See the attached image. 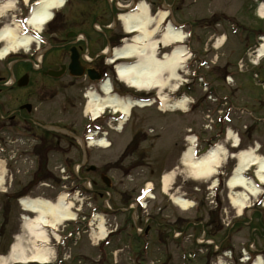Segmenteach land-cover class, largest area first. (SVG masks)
<instances>
[{
	"label": "rangeland",
	"instance_id": "1",
	"mask_svg": "<svg viewBox=\"0 0 264 264\" xmlns=\"http://www.w3.org/2000/svg\"><path fill=\"white\" fill-rule=\"evenodd\" d=\"M101 1L106 2V0ZM135 1L140 2L142 0ZM19 2L22 1L19 0ZM32 2H37V0ZM67 2L69 4L60 11L58 23L52 22L45 29L47 39H50L56 47L66 44L63 46V52L67 53L72 46L71 44L78 39L69 38L68 33L70 32H84L86 36H92L95 41L97 37H95L94 24L99 22L105 27L109 26L110 36L117 32L121 33L120 24L119 30L111 31L113 24H111L112 18L109 12L106 13L105 11L104 17L99 22L98 19L93 18L94 13H97L98 10L91 12L93 7L86 3L94 2L93 0H67ZM170 3L168 2L169 5ZM263 3L262 0H186L183 8L185 14L178 10L181 5L175 4L176 16L184 15L181 17L182 20L191 21L195 40H201V44L206 43L205 45H207V53H201V56L195 55L187 63L190 68H184L180 72L184 80L189 79L191 82L189 90L186 87L181 89L189 97L186 113L178 109H167L164 112L156 106L136 107L133 109L127 124L120 130L121 132H116L119 127L114 124L115 130L110 132L107 137L112 145L109 150L88 149L89 152H93L91 164L98 169V175L108 171L105 174L110 177L113 186L108 189L98 177L95 180L97 185L94 187V191L95 196L101 195V200H96L92 194L89 198L78 197L71 201L76 208L81 209L80 214L82 213L83 216H90V207L93 205L94 207L99 206L101 210L106 206V211L109 214H112L117 208L128 210V214L124 217H119L118 213H113L116 214L115 219H106L108 230H111L110 225L115 230V223L119 224L121 230L124 221L125 223L130 221L128 224L132 228L136 217L138 225L150 226V235L154 241V245H151L150 260L144 261L142 256H138L135 260L140 258L139 262L134 261V259L130 261L128 249L121 250L118 254L117 251L124 241L117 234L112 235L111 245L114 249L110 251L111 257H98L92 242L85 237L76 246L72 244L73 241H69L65 248L59 247L57 249L59 260L65 259V264H80L78 260L81 255H84L89 257L86 258L87 260H94L95 264H167V262L168 264H188L181 260V257H185L191 250H194L195 245H185L180 251L172 245L173 241L179 239L182 233L187 236L194 234L199 238V242L211 243L214 247L218 246L221 251L231 248L234 251L233 261L235 264H238L237 258L241 256L242 249H248L250 246L254 248L251 250L254 254L261 253L264 256V209L253 207L255 201L252 200L253 209L248 210L243 217H239V210L232 206L230 190L225 184L226 179L232 176L239 166V153L248 151L250 148H258L257 154L264 158V86L261 84L264 82V74H259L260 78L255 77L258 71L252 69L253 66L249 61L250 55H246L243 47L240 49L234 44L225 18L236 17L238 20H242L246 27H250L249 34L253 36L258 30L264 31V22L259 27L256 23L257 12ZM99 7L100 5H98ZM247 8H251L249 13ZM81 12H85L86 20ZM157 12L156 8L153 9L154 17ZM21 17L20 8L13 14L8 13L5 18H0V30L6 26L14 27L13 24L11 25L12 21H19ZM217 25H221L219 34L225 33L228 38L222 49L217 46V37L209 34L210 29ZM207 26L210 29H203ZM47 39L45 38V40ZM100 40L102 39L100 38ZM91 41L89 39L88 42ZM80 44L83 45V43ZM102 46H104V42H101L99 48ZM122 46L121 43L117 47L121 48ZM250 46L251 49L255 47L253 40ZM43 48L41 47V49ZM165 51L167 54L170 53V49ZM231 58L233 62L245 59L243 69L233 65V62L230 61ZM15 59L9 58L6 62L11 65ZM46 59H48L47 61L51 60V55L47 56ZM199 59L208 60L209 67L203 68L200 65V69H198L197 62ZM226 71H233L236 78L234 83L225 80ZM195 72L209 79L213 84L212 87L204 88V86L194 83L195 81L192 82ZM173 83L163 92L168 101L175 97ZM117 84L119 85L117 93L124 97H148L158 93L157 91L148 94L142 91L136 92L128 89L124 84L118 82ZM58 87L59 85L55 89ZM84 87L85 85L76 82L68 88L57 90L54 98L55 104L45 106L48 102L46 101L38 106L37 103V117H39L41 124H48L47 126H49L53 122H61L60 124L69 128L80 127L82 123L83 125L88 124L84 118L86 109L82 95L85 91L83 90ZM15 94L18 95V93L12 95ZM224 97H227L228 100L223 99ZM171 103L173 104V102ZM60 126L58 124L52 128H55L56 131L66 130ZM228 130L239 136L241 146L237 150L231 148L232 141L226 142L225 137ZM192 135L198 136L201 140H211L213 136L217 135V145L225 147L230 152L229 158L223 161L224 169H222L226 176L216 195H214L215 198L209 192L211 181H196L190 169L183 165L184 155L188 152L189 147L188 137ZM13 136L15 137L16 134H8L5 138L3 136L5 143L1 145L7 150V155L0 156V177H3L5 181L0 186V258L8 256L11 247L16 242L15 237L26 238L23 216L34 218L32 214L22 210L17 199L20 200L21 197L28 196L55 202L60 195L69 193L70 189L73 192L81 189L80 186L76 187L74 183L65 181L61 175L65 168L62 165L64 153L70 147L68 139L64 138L63 135L54 133L48 137L50 144L60 142L62 151L53 148L56 152L51 155L47 166L41 168L39 166V170L32 153L36 149L32 137H27L26 142L25 139H22L25 136L17 135L15 138L20 139L16 143H10ZM202 146H205L202 149L203 153L209 146L207 144ZM37 150L42 151V149ZM72 154L76 155L77 153L73 150ZM231 155L235 157L233 158ZM77 168L75 167V170ZM128 169L133 170V175H126ZM47 174H49L48 177ZM166 175L173 176L168 195H164V176ZM80 176H84V171L81 172ZM89 176L92 179L93 175ZM45 177L47 178L45 179ZM148 185L156 189L155 200L149 203L146 213L141 211L133 213L132 209L128 207L129 204L126 206L125 198L127 197L129 203H132L134 198L138 196L139 190ZM3 192H7L10 197H5ZM75 196L77 194L73 195V198ZM174 196L182 197L188 201L193 200L197 207L193 210L183 211L172 203L171 197ZM62 230L60 228L61 232ZM135 240L136 243L131 246L132 254L142 255L144 243L137 236H135ZM158 241L165 245V249L159 248ZM129 243L132 244V242ZM213 246L202 245V250L198 256L199 261L195 264H213L216 258ZM163 253L168 254V258L164 257ZM85 264L93 263L86 261Z\"/></svg>",
	"mask_w": 264,
	"mask_h": 264
},
{
	"label": "bare ground",
	"instance_id": "2",
	"mask_svg": "<svg viewBox=\"0 0 264 264\" xmlns=\"http://www.w3.org/2000/svg\"><path fill=\"white\" fill-rule=\"evenodd\" d=\"M22 1L25 3L29 2V0ZM0 2L2 3H0V18H5L8 13L13 14L15 12L18 0H0ZM38 2L34 6L31 17L28 19V25L34 30L41 32L53 17V11L63 8L67 0H38ZM258 14L264 18V3ZM167 16L168 12L164 11L154 18L150 13L149 6L142 1L138 4L137 12L120 16V22H122L125 31L128 34L138 33V36L133 38L131 42H125L122 48L116 49L114 55L120 60L135 59L137 63L118 65L117 78L128 87L140 92L158 91L161 100L165 104L164 112L167 109L186 111L187 98L170 105L168 98L162 94L171 83L174 82L173 91H176L181 81H184L180 72L183 71L185 60L188 57L185 48L177 47L171 54H166L162 59H159L158 50L161 45L168 49L175 44L183 43L186 38L184 33L175 31L172 26L159 37L161 25ZM14 24V27L6 26L0 31V45L4 44V47L0 50V60L10 54H17L22 49L25 53H28L33 46L31 45L33 38L22 35L19 24L16 22ZM223 41L224 38L219 40L217 46H220ZM263 55L264 47L260 51V57H263ZM102 92L101 95L93 92L87 93L86 97L89 102L85 113L86 115L92 113L94 117H98L107 108L112 109L115 113H121L125 119L121 122L119 130H122V127L127 124L134 108L147 107L144 102L122 99L115 95L110 82L102 85ZM229 137L233 139L235 146H237L239 138L232 131L229 132ZM191 141L193 140L191 139ZM92 145L101 148L110 146L104 139L93 142ZM194 155L195 149L192 147L184 155L183 165L190 169L196 181H209L217 172V168L222 166V157H225L226 151L219 146L199 158L194 157ZM238 157L240 164L233 177L229 180L228 187L231 191V204L239 210L241 215L243 209L251 203L252 197L255 198L262 192L252 180L244 176V173L249 167L256 166L257 178L263 183L264 158L258 156L255 149L244 151ZM172 178V175L164 176V193L167 195L169 194ZM4 182V178L0 177V186ZM216 185L217 182L213 183V187H216ZM239 188L243 190L239 191ZM171 198L172 202L183 211H188L192 207V204L182 197L174 196ZM71 200H68L66 195H61L55 202L41 198L22 199V209L32 214L34 218L23 216L26 238H17L15 244L11 247L9 255L0 258V264L50 263L54 257V251L51 248L50 238L52 237L49 231H53L56 238H58L56 232L60 230L59 228L65 225L66 222L77 219V215L74 212L75 205ZM96 219L97 227L94 234L104 238L107 234L106 222L98 215H96ZM256 264H263L262 259L259 258Z\"/></svg>",
	"mask_w": 264,
	"mask_h": 264
},
{
	"label": "flooded vegetation",
	"instance_id": "3",
	"mask_svg": "<svg viewBox=\"0 0 264 264\" xmlns=\"http://www.w3.org/2000/svg\"><path fill=\"white\" fill-rule=\"evenodd\" d=\"M177 1L178 0H174L172 2ZM162 2L167 1L160 0L159 3L161 4ZM86 3L92 5L94 9L98 10L97 13H94L95 19L103 18L106 11V13L109 12L111 18L114 20L119 11L117 6L118 0L113 2L111 8L106 7L107 2H98V0L96 2ZM98 5L101 7L98 8ZM259 25L260 23H257V26ZM104 28L105 31L102 30V33L96 38L93 45L87 44L82 37H79L82 32H70L68 33L70 36H68L69 38L78 39L71 44L72 46L68 49L67 53L63 52V46L66 44H61L59 47L55 46V48H53L48 54H45L42 61L38 64H34L32 61L26 60L23 57L21 60H18L15 66L16 68H13L12 72L6 64H0V143H2V140L8 134L11 135V133H15L32 137V139L37 140L38 144H36V147L43 144L44 147L51 145V147L54 148L57 146V148L61 150V143L53 142L50 144L48 142V137L54 133L63 135L64 138L68 139V144L70 145L69 149L64 153V162L68 166L81 165L84 168L83 171L85 174L93 175L91 179L93 193H95L94 187L97 185L95 180L96 178L101 177L102 174L98 175L97 168H94V165H90L92 160L91 154L87 152L85 153L77 140V134L84 135L85 128H83L82 125L80 127L69 128L66 125L63 126V124H60L61 122H53L51 125L47 126L48 124H41L40 119L37 116L39 104H44L46 101L48 102L45 106L55 104L54 98L56 97L57 90L60 88H68V86L77 82L81 85H85V89H82L85 91L87 90L89 86L88 77L75 78L72 76L70 64L74 54L77 55L78 61L86 73L88 71H93V76L103 77L104 74L108 72L109 66L106 62L107 57L104 55V50L106 47L113 48L120 44L123 40L124 34H118L117 32L113 36H110V28ZM263 34L264 31L258 30L257 33L254 34V37H248L246 40L247 42L253 40L255 45H258L257 40H259V36ZM100 38L102 40H100ZM101 42H104V46L99 48ZM80 43H83V45ZM49 55H51L52 59L47 61L48 59H46V57ZM110 70L113 72V67H111ZM64 81L65 84H63ZM58 85V89H55ZM14 93H18V95H12ZM60 93L62 94L63 92ZM51 115L53 114L51 113ZM58 124L61 125L60 128H66V130L56 131L55 128H52L56 125L58 126ZM73 150H75L78 155H73ZM4 151L5 153L7 152L6 149H4ZM36 153L39 154V151L36 150ZM47 153L48 152H46L45 155ZM3 156H6V154ZM88 166L89 168L87 169ZM97 193L99 192L97 191ZM128 200L129 199L126 197L125 201Z\"/></svg>",
	"mask_w": 264,
	"mask_h": 264
},
{
	"label": "water",
	"instance_id": "4",
	"mask_svg": "<svg viewBox=\"0 0 264 264\" xmlns=\"http://www.w3.org/2000/svg\"><path fill=\"white\" fill-rule=\"evenodd\" d=\"M74 65H75V58H73V64H72L71 70L74 69ZM74 75L81 76L82 73L81 72H76ZM91 79H95V78L92 77Z\"/></svg>",
	"mask_w": 264,
	"mask_h": 264
}]
</instances>
